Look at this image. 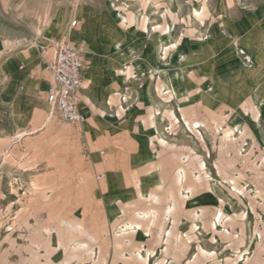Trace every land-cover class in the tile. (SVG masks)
<instances>
[{
	"label": "rangeland",
	"instance_id": "rangeland-1",
	"mask_svg": "<svg viewBox=\"0 0 264 264\" xmlns=\"http://www.w3.org/2000/svg\"><path fill=\"white\" fill-rule=\"evenodd\" d=\"M63 33L116 73L85 123L7 88ZM0 264H264V0H0Z\"/></svg>",
	"mask_w": 264,
	"mask_h": 264
},
{
	"label": "built area",
	"instance_id": "built-area-1",
	"mask_svg": "<svg viewBox=\"0 0 264 264\" xmlns=\"http://www.w3.org/2000/svg\"><path fill=\"white\" fill-rule=\"evenodd\" d=\"M78 25L77 19L70 22L71 28ZM85 53V42L56 36H50L40 47V63L51 73L45 100L51 108V114L69 123H83L87 119L81 106ZM101 177V173L97 175L98 179Z\"/></svg>",
	"mask_w": 264,
	"mask_h": 264
},
{
	"label": "crops",
	"instance_id": "crops-1",
	"mask_svg": "<svg viewBox=\"0 0 264 264\" xmlns=\"http://www.w3.org/2000/svg\"><path fill=\"white\" fill-rule=\"evenodd\" d=\"M68 35L70 36V34L63 33L61 36H56V37L68 38L67 37ZM85 38L88 39L87 37H85ZM68 39L71 40L70 37ZM79 41H81V40L76 39L75 42H79ZM50 54L52 55L51 50H50ZM119 54H121V59H122L123 58L122 54H125V53H122V51H121ZM85 57H86V54H85ZM125 57L127 58L126 54H125ZM126 58H125V60H123V59L122 60L126 61ZM84 63H85V58H84ZM111 63H112V61L106 62L104 59H101V60L97 59V61L95 60V61H90V62L86 63V68L83 71V73H84L83 74L84 75L83 89L81 91V106H82L83 111L87 114L86 121H88V119H89V112L87 110H85L83 107V103H82L83 90H84L85 86H88L90 89H94V88L95 89L96 88L105 89L106 87H108L112 83L111 74H116L112 71L113 68L109 70ZM35 65H38L37 76H34L32 73L33 66H35ZM4 67H5L4 68V74L6 73V78L8 79V84H7V88H9L8 91L14 92L15 95L19 91L20 92L24 91L25 93H27L28 91H30V89L35 84H40L42 86L46 85V90H47L48 85L51 81V73L48 70H46L43 67V65L40 63V52H38V50L34 49V48L28 49V50H23V51L17 52L16 54L12 55V57L8 58V60L5 62ZM110 72H111V74H110ZM122 80H123V78L121 77L120 78L121 84H123ZM46 90H45V94H46ZM12 100H13L12 106H11L12 112L17 119L21 120L23 113H25V112L32 111V113H34V110L33 109L31 110L29 108V104H27L25 97L18 94V96ZM44 100H45V96H44ZM86 121H84L83 123H85ZM88 150H86V152H88ZM156 169H157V167L155 168V170ZM97 173H99V172H97ZM151 197H152L153 202L156 203L159 201V198H157L156 194H153ZM175 208H176V202H175ZM153 211H156L155 215L157 217V210L156 209H152L151 212H148V211H146V212H148L149 215H150V213H152V215H153ZM156 217H155V220H156ZM155 220H154V222H155ZM163 230H164V227L161 228L160 232ZM159 233H158V235H159ZM170 235H171V230H170ZM169 239H170V236L168 237V241L166 244L169 243ZM158 240L160 241L161 238L159 239V237H158ZM139 254L142 256L141 253H139Z\"/></svg>",
	"mask_w": 264,
	"mask_h": 264
},
{
	"label": "bare ground",
	"instance_id": "bare-ground-1",
	"mask_svg": "<svg viewBox=\"0 0 264 264\" xmlns=\"http://www.w3.org/2000/svg\"><path fill=\"white\" fill-rule=\"evenodd\" d=\"M122 20L123 21H125L126 20V18L125 17H122ZM183 173H184V171H182ZM183 176V175H182ZM181 176V177H182ZM183 178V177H182ZM182 181V180H181ZM157 200V199H156ZM173 209H174V207L172 206V205H170L168 208H167V211H166V215L167 216H169V215H171L172 214V212H173ZM144 214V213H143ZM146 214H147V212H146ZM154 216V215H153ZM166 231V230H165ZM164 233V232H163ZM167 237L170 235V232H168L167 234ZM163 236H165V235H160V238L161 239H163ZM166 238V237H165ZM164 240V239H163ZM168 240L166 239V242H167Z\"/></svg>",
	"mask_w": 264,
	"mask_h": 264
}]
</instances>
